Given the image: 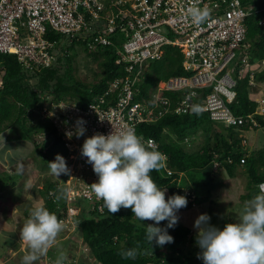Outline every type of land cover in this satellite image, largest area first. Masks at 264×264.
<instances>
[{"label":"built area","instance_id":"1","mask_svg":"<svg viewBox=\"0 0 264 264\" xmlns=\"http://www.w3.org/2000/svg\"><path fill=\"white\" fill-rule=\"evenodd\" d=\"M193 6L211 10L209 20L199 27L187 14ZM248 15L240 0H0V54L14 55L24 70L51 67L57 56L65 54L67 44L75 43L76 53L114 46V41L118 44L115 65L124 75L109 81L102 94L80 105L46 96L37 111L42 119L51 120L67 149L63 157L70 175L55 177L57 189L67 190L65 206L58 208L64 215L60 218L64 228L77 225L80 207L75 204L79 199L90 204L86 213L93 206L103 213L102 200L90 189L98 177L81 156L84 140L95 133L107 135L112 128L118 133L126 127L137 131L138 126L167 114H197L193 106L224 127L242 126L248 120L257 126L252 117L264 116V99L256 101L254 114L242 116L231 110L242 69H250L249 85L254 78L250 45L245 42ZM50 34L62 37L63 50H59L58 40L48 39ZM118 34L123 41L117 40ZM166 47L183 55L184 75L142 91L140 83L149 63L161 60ZM237 67L241 68L238 72ZM81 118L86 131L77 138ZM66 133H72L71 138ZM143 140L157 150L154 139ZM184 144L191 148V139L185 138ZM161 153L166 156L164 169L170 174L168 157ZM259 188L264 190V183Z\"/></svg>","mask_w":264,"mask_h":264},{"label":"trees","instance_id":"2","mask_svg":"<svg viewBox=\"0 0 264 264\" xmlns=\"http://www.w3.org/2000/svg\"><path fill=\"white\" fill-rule=\"evenodd\" d=\"M240 1L249 13L246 18L245 42L250 45L253 57L257 61H263L264 0ZM50 38L58 40V48L63 50L62 37L50 34L48 39ZM74 45L75 43L67 44L64 55L57 56L56 62L51 67L39 68L38 71L24 70L14 55L0 54V133L9 129L12 130L13 140L31 142L36 154L46 167L44 172H47L46 179L41 182L38 195L43 198L42 206L54 213L58 219L64 217L58 213V208H64L65 202L64 199L58 204L53 202L52 193L58 189L54 182L56 179L49 178L48 162L54 161L57 154L66 156L67 149L61 138L57 136L51 120L42 119L38 114L37 111L43 102L41 98L49 95L54 98V101L69 99L80 105L102 94L109 81L124 75L122 69L115 65L117 58L115 48L118 44L114 41V46L101 48L98 51H89L85 48L82 50L98 64L99 78L90 84L73 79L71 72L75 61ZM83 45L85 47V44ZM182 58L183 55L176 48L166 47L161 60L149 63L140 83L141 90L147 92L160 81H165L172 76L184 75ZM2 65L4 68H1ZM236 71L238 72L239 69L236 68ZM255 79L264 82V70L256 74ZM247 92L246 81H238L236 104L231 106V110L237 115L245 116L255 113L257 103L248 99ZM252 118L257 126H253L248 120L242 126L221 125L223 131L216 128L207 114L172 113L155 122L138 126L136 133L143 139H154L158 144L157 151L167 155L168 167L172 173L168 174L167 170L162 169L160 172L153 171L151 176L158 187L167 190L169 197L173 194L186 196L187 199L191 197L192 201H188L187 207L197 204V200H202L197 196V191L205 190L209 195L215 188L211 181L214 180L212 165L213 162H217L229 178H235L237 173L243 170L241 173L247 177L248 193L241 197L248 201L260 194L259 184L264 183V147L251 153L246 148L247 142L238 136L249 130L264 128V116L254 114ZM189 133L196 134V138H191L192 142H196L199 133L204 134L205 140L200 150L194 152L186 150L184 139ZM215 155H217L216 158ZM241 160L244 162L241 163ZM187 173L190 175L189 181L185 177ZM198 174L206 176L209 182L198 181L196 178ZM8 176V179L5 176L0 177V191L18 186L15 181H7L12 178ZM179 179L182 180L176 182L177 187L172 188V184ZM183 189L189 192L184 195ZM14 194L18 195L16 189ZM82 202L85 201L77 200L75 206ZM79 207V221L73 230L79 232V237L97 264H203V261L197 258L201 249L197 246L192 230L179 223L174 228L168 229L169 235L174 238L173 243L162 248L153 245L154 252L151 256H138L135 260L122 259L119 255L122 250L136 247L138 244L141 248L149 247L145 239V228L154 222L145 221L142 224L135 221L131 209L122 208L118 213L110 215L105 209L103 213L98 212L96 206H93L88 213L86 212L90 206L85 208L80 205ZM29 212L30 210L23 211L26 219L29 217ZM158 226L166 227L167 221L161 222ZM187 245H190L188 251ZM53 251L58 255L60 250L56 248L49 250L46 258L51 264H54L50 256Z\"/></svg>","mask_w":264,"mask_h":264},{"label":"clouds","instance_id":"3","mask_svg":"<svg viewBox=\"0 0 264 264\" xmlns=\"http://www.w3.org/2000/svg\"><path fill=\"white\" fill-rule=\"evenodd\" d=\"M187 14L199 27L209 20L211 10L193 6L187 9ZM192 111L199 114L198 106H193ZM84 123L82 118L77 121V138L86 131ZM55 132L57 134L56 129ZM66 135L71 138L72 133ZM81 156L87 158L86 163L92 166L98 177L90 189L97 200L103 201L102 208L108 214L114 215L122 208L131 209L135 221L142 224L145 221L154 222L145 228L149 247L141 248L138 244L122 250L119 253L122 259L151 256L153 245L162 248L174 242L168 229L178 224L177 213L187 207L188 200L178 194L166 199L165 190L153 180L151 173L166 167L164 154L152 148L151 142L146 144L134 128L126 127L118 133L112 128L107 135L95 133L86 138ZM48 168L49 174L58 179L71 172L66 159L60 154L55 156L54 161L48 162ZM52 195L53 202L58 204L66 197L67 190L58 189ZM237 217L236 223H227L222 230L210 224L211 217L207 213L195 219L196 243L201 249L197 258L203 264H264V190L245 201ZM163 221H167V226L159 227ZM63 229L64 222L54 213L42 205H35L19 231L20 240L28 249L21 264H36L46 256L50 249L57 246ZM66 259V253L59 251L54 264H65Z\"/></svg>","mask_w":264,"mask_h":264},{"label":"rangeland","instance_id":"4","mask_svg":"<svg viewBox=\"0 0 264 264\" xmlns=\"http://www.w3.org/2000/svg\"><path fill=\"white\" fill-rule=\"evenodd\" d=\"M117 40L123 41V36L118 34ZM74 53L75 61L72 64V78L87 84L99 78L97 76L100 74L98 64L93 62L91 57L84 52ZM214 125H216V128L224 131L221 125L216 123ZM195 135L189 133L186 138L189 140L195 137ZM238 136L247 142L246 148L251 153L254 152V149L264 147V129L249 130ZM204 140V134L199 133L196 142H192L191 148L186 147V150L189 152L200 150ZM41 161L31 142L13 140L12 130L10 131L9 129L0 134V177L5 176L8 179V175H10L12 178L7 181L18 183V186L15 188L5 187V190L0 191V264H21L22 257L28 251L20 240L19 231L26 221L23 211L31 210L35 205H42L44 203L43 198L38 195L41 182H44V179H46L45 173H47L44 172L46 167ZM5 166L7 167L6 169H4ZM205 170H207V167H205ZM241 172L243 173V170H240L235 178H229L221 167H213L214 180L211 181L214 183L215 188L209 195H207L205 190L201 192L197 191V196L201 197L202 200H197V204H193L191 207L181 209L177 213L179 216L178 223L189 227L195 236L194 238H196L197 230L193 225L195 219L200 214L207 213L211 217L210 224L219 229L227 223H236L238 220L237 216L242 210L244 202L247 201L243 200L241 196L248 193L247 177ZM48 175L50 179L55 178L49 173ZM185 177L189 181L190 175L188 173ZM196 178L198 181L209 182L206 176H201L200 174ZM181 180L175 181L171 187L176 188L178 185H176V182L178 183ZM15 189L18 195L14 194ZM182 192L186 195L189 191L183 189ZM165 195L167 199L169 197L167 190H165ZM187 200L190 202L192 198L190 197ZM80 205L85 208L90 206L86 202H82ZM70 226L68 224L67 228L63 229L57 239V246L53 248L66 253L67 259L65 264H97L79 237V232L73 230V227ZM189 247L190 245L186 246L187 251L190 249ZM50 256L54 262L57 253L53 251L50 253ZM46 257L48 256L41 257L36 264H51L50 260Z\"/></svg>","mask_w":264,"mask_h":264},{"label":"crops","instance_id":"5","mask_svg":"<svg viewBox=\"0 0 264 264\" xmlns=\"http://www.w3.org/2000/svg\"><path fill=\"white\" fill-rule=\"evenodd\" d=\"M252 52V51H251ZM249 62H250V65H251V72L253 73L254 75V78H253V82H252V85H249V74H250V69H242V73H241V77H242V80H245L246 81V90L248 91V99L250 101H253V102H256V101H259L260 98L261 99H264V82H261V81H257L255 79V75L256 74H259L260 72H262L264 70V66H262V64H264V60L263 61H257L254 57H253V54H250V57H249ZM239 70L241 69L240 67H237ZM68 100V99H67ZM59 101H62V100H59ZM264 129V128H263ZM2 133V132H1ZM0 133V134H1ZM256 141V140H255ZM247 145V144H246ZM260 149V148H258ZM258 149H254V150H258ZM253 150V151H254ZM249 151V150H248ZM250 152V151H249ZM219 167V165H218ZM7 167L5 166L4 169H6ZM222 169V168H221ZM12 170V169H10Z\"/></svg>","mask_w":264,"mask_h":264},{"label":"water","instance_id":"6","mask_svg":"<svg viewBox=\"0 0 264 264\" xmlns=\"http://www.w3.org/2000/svg\"><path fill=\"white\" fill-rule=\"evenodd\" d=\"M1 68H4V65H2Z\"/></svg>","mask_w":264,"mask_h":264}]
</instances>
